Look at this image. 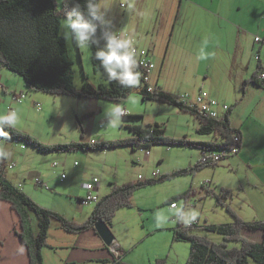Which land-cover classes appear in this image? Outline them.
Here are the masks:
<instances>
[{"label":"rangeland","instance_id":"374dc122","mask_svg":"<svg viewBox=\"0 0 264 264\" xmlns=\"http://www.w3.org/2000/svg\"><path fill=\"white\" fill-rule=\"evenodd\" d=\"M248 1L252 0H223L228 4V8H231L229 15L234 17L233 19L243 13L244 3ZM106 2L112 3V0ZM129 4L132 5L131 8L128 7ZM212 4V0H113L106 19L111 21L110 30H121L123 34H129L139 47L147 50L153 44L157 47L152 49L155 65L153 75L161 80L166 89L174 92L177 95L175 97L188 94L193 99L200 92H205L221 106H230L233 101L232 92L229 91L231 85L225 83L227 75L222 67L227 61V55L220 48H215L218 35L212 34L210 50L207 51L209 57L204 60L197 59V53L206 35L204 30L216 28L221 24L218 16L222 9L216 11ZM97 37L100 38L102 47L104 41L101 32ZM67 46L68 54L74 63V84L78 89L86 83L94 88L100 84L108 85L94 59L96 46L80 47L70 40H67ZM205 60V66L208 67L206 73L211 76V80L200 90L198 86L203 77L199 76L202 73L198 74L196 70L197 65H204ZM4 71L7 74H2L3 80L10 82L12 90L17 91L11 96L12 107L19 115L15 130L38 139L42 144L132 139L134 134L129 127L124 126L126 123H130L131 127L137 125L144 128L159 124L166 136L175 139L187 137L191 141H211L216 138L215 135L204 136L197 133L201 124L189 112H183L175 105L143 100L138 87L134 88L125 103L118 104L128 113L117 124L112 125L105 120L103 112L107 107L117 105L115 102L80 99L73 101L76 106H70L64 100L67 99L65 96L31 92L26 88L22 77L10 70ZM220 81L224 86L229 85L228 93H222L224 98L221 99L220 96L213 95L211 90L218 85L223 86ZM4 85L6 84L0 83L1 99ZM139 85H142L141 76ZM22 93L25 94L23 101L14 102L13 96ZM34 97L37 100H34ZM218 110L221 112L220 107ZM70 116L79 118L72 120ZM81 135H84V138ZM9 141L4 145L10 150L6 158L10 177L18 174L20 180L17 183H21L19 186L29 192L25 194L37 205L62 214L67 220L76 223L86 222L96 206L95 203L86 206L79 203V199L87 196L83 185L94 178L100 181L99 195L104 197L114 187L194 167L202 156V150L199 148L159 144L150 148L137 147L136 150L126 145L101 151L42 153L23 141ZM145 151H149L151 155L146 156ZM229 158L218 163L219 166L205 167L194 174L180 175L160 184L137 189L132 207L119 211L108 225L112 235L119 242L115 239L112 246H107L104 240L93 232L67 233L59 222L53 221L49 230V245L43 249V263L113 264L114 260H119L124 264H188L191 243L186 239H175L177 209L173 210L170 204L174 201L179 209L197 213L196 220L199 224L189 230V235L205 237L216 244L224 243L221 234L210 231L207 227L234 221L232 215L213 195H219L223 186L234 187L237 184L238 175L228 166ZM54 164L58 167H54ZM62 174L65 175L63 179ZM36 178L48 184V188L38 187V184H35ZM23 188L20 189L23 191ZM187 192L188 197L179 198ZM235 213L240 214L238 211ZM158 214L166 216L167 221L157 223ZM33 218L34 227L39 230L37 218ZM116 244L119 245L118 258L110 249ZM228 247L233 249L239 247V244L228 242ZM251 263L260 264L253 260Z\"/></svg>","mask_w":264,"mask_h":264},{"label":"trees","instance_id":"16d2710c","mask_svg":"<svg viewBox=\"0 0 264 264\" xmlns=\"http://www.w3.org/2000/svg\"><path fill=\"white\" fill-rule=\"evenodd\" d=\"M77 2L83 7L86 0H77ZM71 7L72 4L65 3L63 0H0V65L22 77L26 88L31 92L70 96L75 99L109 101L115 102V104L125 103L134 88L126 89L116 82H108V85L100 84L97 88L91 87L88 83L81 89L75 86L74 63L68 54L67 40L64 39L61 32V22ZM100 32L101 30L98 29L97 34ZM95 62L97 68L101 69L99 62L97 60ZM137 71L141 74L142 85L137 87L143 100L175 105L181 111L189 112L201 124L197 133L204 136H219L222 141L204 143L191 141L187 137L175 139L166 136L159 124L147 128L137 125L129 127L134 134L132 139L111 142L79 141L57 145L42 144L38 139L24 134V132L5 129L10 141H23L42 153L101 151L110 147L126 145H129L133 150H136L137 147L150 148L155 144L203 148L204 150L231 149L238 145L242 146L241 132L234 129L229 121L231 107L222 122L217 119L205 118L196 109L184 105L178 101V97L163 91L160 87H156V91L150 93L138 66ZM253 79L255 83L264 85V81H259L258 76H254ZM217 165L218 163L196 164L194 167L176 170L166 175L148 180L140 179L136 183H126L114 187L96 204L92 215L86 222L76 223L67 220L62 214L37 205L19 187L8 181L6 178L7 159L0 158V200L6 201L17 213L18 228L15 229V233L27 249L29 264H44L43 249L48 245L49 230L53 221L59 222L61 228L67 233L78 234L89 230H94L96 233V223L102 221L110 225L121 209L132 207L134 193L137 189L160 184L180 175L194 174L202 168ZM213 195L217 197L219 204L232 215L234 221L220 226L207 227L208 230L224 237V243L221 244H216L205 237L189 235V230L177 231L175 229L176 240L186 239L191 243L188 264H252L251 260L264 264V221L257 220L247 223L240 218L225 201L231 196L230 190H222L219 195L215 193ZM184 196L188 197V192L179 198ZM33 216L37 218L39 230L34 227ZM244 230L261 231L262 240L247 239L243 234ZM228 242L238 243L239 247L231 249L228 247ZM113 264L124 263L114 260ZM157 264H161V262Z\"/></svg>","mask_w":264,"mask_h":264},{"label":"crops","instance_id":"0c3cea01","mask_svg":"<svg viewBox=\"0 0 264 264\" xmlns=\"http://www.w3.org/2000/svg\"><path fill=\"white\" fill-rule=\"evenodd\" d=\"M212 3V7L214 6L217 9L216 11L222 9L218 16L221 24L216 28L204 30L206 35L203 37V42L207 41V44L205 46L203 43L202 46L205 47L206 52L210 50L212 34L218 35V44L215 48H220L227 55V61L222 64V67L225 68L224 71L227 75L225 83L228 82L231 85L229 91L232 92L233 97V101L229 104L231 107L229 121L231 126L242 134V146L239 154L229 158L228 161V166L238 175L236 178L237 184L234 187L230 185L227 187L223 186L220 192L222 190H230L231 196L226 199V202L234 212H240L237 215L247 223L257 220L264 221V85L255 83L253 79L254 76H258L261 63L264 61V0H252L244 3V11L239 17H236L237 19H233L234 17L229 15L231 8H228V4L224 3L223 0H212ZM173 29L175 30V25ZM174 30L172 31V36L174 35ZM257 40L260 41L259 44H257ZM155 48L157 49L153 44L148 49L151 51V60L152 49ZM256 54L261 55V63L254 59ZM165 65L166 58L164 67ZM205 65L207 66L206 60L204 65H197L196 72L198 74L202 73L199 76L203 77L201 78L202 80L200 79L201 82L198 86L200 90H202L203 85H207V82L211 80V76L206 73L208 67L206 68ZM4 68L0 65V83L6 84L2 88L3 96L2 99L0 98V113H6L13 109L11 96L17 92L14 89L12 90L10 82L3 80L2 74L6 75L7 73H4V70H8ZM233 78L236 79L234 80ZM150 84L177 96L174 92L166 89L162 85L161 80L153 75V72ZM220 84H222L221 81ZM229 85H218L215 89L212 88V94L217 97L220 96V99L224 98V95L221 94L224 92L228 93L227 88ZM65 97L67 99L64 100L70 106H76V102L73 101L80 100L70 98V96ZM34 100H37V98L34 97ZM90 113L88 112V114ZM70 118L78 120L79 116H70ZM85 118L89 119L90 117ZM124 126L131 127L132 125L126 123ZM80 128L82 131V127ZM81 137L84 138V135H81ZM197 141L204 143L221 142L222 139L216 136L211 141L204 139H197ZM90 142H95V140ZM99 142H103V140ZM4 146V150L10 154L8 146ZM200 150L203 151V148ZM9 168L8 164L7 169ZM7 169L6 178L8 181L19 188H23L19 186L21 183H17L20 180L18 174L16 173L15 177H10ZM154 175L156 176V174ZM23 191L24 193H29L26 192L25 188H23ZM245 212L246 214H242ZM16 214L6 201L0 200V264H29L30 259L27 249L15 233V229L18 228V217ZM88 232L96 234L94 230L86 231L83 234ZM243 234L247 239L254 241H261L263 236L261 231L250 232L244 230ZM115 239L117 241V238ZM117 243L119 242L117 241Z\"/></svg>","mask_w":264,"mask_h":264},{"label":"clouds","instance_id":"9594fccd","mask_svg":"<svg viewBox=\"0 0 264 264\" xmlns=\"http://www.w3.org/2000/svg\"><path fill=\"white\" fill-rule=\"evenodd\" d=\"M63 2L72 4L69 11L65 13V18L61 24L63 37L70 40L80 47L96 46L94 59L99 62V67L109 83L116 82L126 89H132L140 83V72L137 71V59L135 54L134 42L131 38L126 37L121 30H110L111 21L106 19L108 10L112 3L106 0H86L85 5L77 0H63ZM132 7L131 4L128 5ZM98 29L101 30V38L104 41L100 46V38L97 37ZM206 46L207 41L203 42ZM209 53L202 46L198 53L197 59L204 60L209 57ZM103 116L105 120L115 125L123 117L121 107L112 105L107 107ZM19 115L15 109H10L6 113H0V158L6 159L9 153L4 150V143L10 140L5 129H16L18 126ZM176 222L185 226L190 225L197 218L196 212H185L183 209H177L175 212ZM157 223H164L167 217L158 214Z\"/></svg>","mask_w":264,"mask_h":264},{"label":"built area","instance_id":"2783aa9c","mask_svg":"<svg viewBox=\"0 0 264 264\" xmlns=\"http://www.w3.org/2000/svg\"><path fill=\"white\" fill-rule=\"evenodd\" d=\"M126 37L131 38L134 42V47H135V54H136V59H137V66L139 67L140 71L142 72L144 81L146 82V85L148 86V91L150 93L156 91V87L152 86L151 83V75H152V70L155 68V65L153 61L150 59V50H147V48H141L138 47L135 44V39L130 36L129 34H124ZM257 44H259V40L256 41ZM261 55L256 54L254 56V59L257 62L261 63L260 60ZM258 80L259 81H264V61L261 63L260 71L258 72ZM24 93L20 94L19 96H13V101L14 102H21L23 101L24 98ZM178 101L183 103L184 105L189 106L191 109H196L202 116L205 118H212V119H217L220 120V122L224 121L225 115H227L228 111L230 110V106L227 105H220L217 101H215L213 98H211L207 93L205 92H200L195 98H191L190 95L184 94L178 97ZM218 107H220L221 112L218 110ZM123 111V116L126 115V111ZM235 137V136H234ZM240 145L235 146L231 149H203L202 151V156L201 160H199V164L203 165H210V164H216L220 163L222 160L225 158H229L232 156H237L240 152ZM146 156H150L151 153L149 151H145ZM77 165V163H76ZM54 167H58L57 164H54ZM62 179L65 177L64 174H62ZM35 184H38V187H45L48 188V184L44 183L39 178L35 179ZM101 187V183L98 180V178H94L87 184H85L84 189L87 192V196L83 199H79V203L82 206H86L92 203L98 204L102 197L99 195V188ZM170 207L175 210L178 209V206L176 203L170 204ZM199 223L197 220L192 222L190 225L185 226L179 222H177L176 225V230L177 231H188L191 228L197 226ZM118 247L119 245L116 244L115 246L111 247L112 253L115 255L116 258L120 256V253L118 252Z\"/></svg>","mask_w":264,"mask_h":264},{"label":"water","instance_id":"95a60500","mask_svg":"<svg viewBox=\"0 0 264 264\" xmlns=\"http://www.w3.org/2000/svg\"><path fill=\"white\" fill-rule=\"evenodd\" d=\"M95 228L97 230L96 234H98L105 242L107 246H112L115 241V237L112 235V230L110 227L102 221L96 223Z\"/></svg>","mask_w":264,"mask_h":264}]
</instances>
